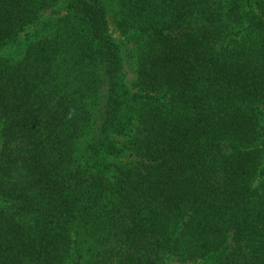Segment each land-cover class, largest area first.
<instances>
[{"label": "trees", "instance_id": "obj_1", "mask_svg": "<svg viewBox=\"0 0 264 264\" xmlns=\"http://www.w3.org/2000/svg\"><path fill=\"white\" fill-rule=\"evenodd\" d=\"M0 264H264V0H0Z\"/></svg>", "mask_w": 264, "mask_h": 264}, {"label": "rangeland", "instance_id": "obj_2", "mask_svg": "<svg viewBox=\"0 0 264 264\" xmlns=\"http://www.w3.org/2000/svg\"><path fill=\"white\" fill-rule=\"evenodd\" d=\"M49 13H46V15H48ZM34 27L30 26L28 28H26V31H24L19 40V44L15 45V47L12 49L14 55H16L17 53L19 54V48H20V44L22 42H24V40L26 41L27 39V34H29L30 32H32V29ZM110 29H111V33L113 34V36L115 37V39L122 44V52L124 54V62H125V76H126V80L127 82L132 85V82L135 80L136 78V73H135V62H134V57L132 56V53H129V48L128 45L126 44V40L120 35V33L116 30V28L114 27L113 23H111L110 25ZM134 159L133 156L129 157L128 155H125L123 157V160L125 161H132Z\"/></svg>", "mask_w": 264, "mask_h": 264}]
</instances>
